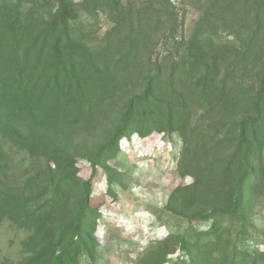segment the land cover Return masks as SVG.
<instances>
[{"label": "trees", "instance_id": "16d2710c", "mask_svg": "<svg viewBox=\"0 0 264 264\" xmlns=\"http://www.w3.org/2000/svg\"><path fill=\"white\" fill-rule=\"evenodd\" d=\"M186 1L187 38L172 0H0V223L27 233L19 264H96L92 182L115 199L122 145L152 136L179 142L190 183L164 206L185 227L139 264H264V0Z\"/></svg>", "mask_w": 264, "mask_h": 264}, {"label": "rangeland", "instance_id": "374dc122", "mask_svg": "<svg viewBox=\"0 0 264 264\" xmlns=\"http://www.w3.org/2000/svg\"><path fill=\"white\" fill-rule=\"evenodd\" d=\"M172 2L183 17L178 36L187 38L198 13L186 5V0ZM84 20L81 19L83 24L87 22ZM85 25L93 36H102L109 27L102 15ZM160 138L152 136L146 140H133L132 145L127 142L122 145L128 166L124 169L127 188H114L115 199L106 194L107 187L101 172L93 180V200L102 204L96 233L101 244L100 260L96 264H139L152 245L164 240L170 232L182 231L185 227L184 221L164 212V206L173 188L189 184L190 179H179L176 174L179 142ZM78 167L87 179L88 165L80 161ZM252 222L256 229L264 232V207L259 205L256 208ZM26 235L8 222L0 223V264H19L22 259L21 242ZM253 235L262 240L258 234ZM178 255L176 253L169 258L175 259ZM81 264L90 263L82 260Z\"/></svg>", "mask_w": 264, "mask_h": 264}]
</instances>
